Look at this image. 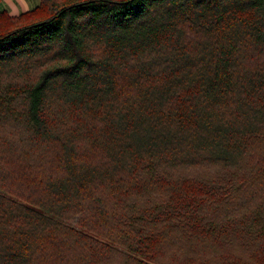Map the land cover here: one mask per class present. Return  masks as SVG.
Wrapping results in <instances>:
<instances>
[{"label": "trees", "instance_id": "16d2710c", "mask_svg": "<svg viewBox=\"0 0 264 264\" xmlns=\"http://www.w3.org/2000/svg\"><path fill=\"white\" fill-rule=\"evenodd\" d=\"M0 264H264V0L0 10Z\"/></svg>", "mask_w": 264, "mask_h": 264}, {"label": "rangeland", "instance_id": "374dc122", "mask_svg": "<svg viewBox=\"0 0 264 264\" xmlns=\"http://www.w3.org/2000/svg\"><path fill=\"white\" fill-rule=\"evenodd\" d=\"M30 1V4L32 5V4H34L35 3V1L34 0H29ZM0 4L2 5V6H4L5 7V4L4 3H2V2H0ZM36 4V3H35ZM26 8V7H25ZM25 8L23 9V11L25 10ZM0 10H3L1 7H0ZM4 10H6V9H4ZM17 12H19V11H17ZM91 156H94V154L91 152ZM95 157V156H94ZM198 170L199 171H201V174H200V177L202 178V174H203V172H205V171H209L210 173L212 172V170H210V169H207V168H203L202 169V167H200V168H198ZM57 176H59V174L57 175ZM190 176V175H189ZM212 181H216L217 180V176H212V179H211ZM187 183H185L184 184V187L182 186V185H180L179 184V189L178 190H182L183 191V193H186V195H188V196H190V197H193V196H197V192H196V187H195V185L191 182V181H189L188 179H187V181H186ZM169 185H167V184H165V186H164V188H163V190H160L161 192H163V195H167V192L166 191H169ZM168 189V190H167ZM196 189V190H195ZM198 191V190H197ZM116 192V191H115ZM165 192V193H164ZM117 193V195L119 194V192H116ZM199 232H201V231H199ZM198 236H199V239H200V237L201 236H203V235H199V234H197ZM190 236H192V235H190ZM192 238H194L195 239V235H193V237ZM197 238V237H196ZM199 242H200V240H198ZM201 243V242H200ZM191 246H194L198 251L197 252H195V253H198V252H200V253H204V254H206V249L205 248H201V245H198L196 242L195 243H193V244H191ZM201 248V249H200ZM190 249V248H189ZM189 254H180V255H178V254H175L174 255V252H173V250L172 249H170L168 252H166L165 254H164V259H167V260H171V261H174V262H178V261H180L181 260V262L186 258V256H188Z\"/></svg>", "mask_w": 264, "mask_h": 264}, {"label": "crops", "instance_id": "0c3cea01", "mask_svg": "<svg viewBox=\"0 0 264 264\" xmlns=\"http://www.w3.org/2000/svg\"><path fill=\"white\" fill-rule=\"evenodd\" d=\"M34 4H30L29 0H0V2L5 4V7L0 4L2 9H6L10 14L18 15L24 11L31 10L35 8L40 0H34ZM26 7V8H25ZM25 10L23 11V9ZM19 11V12H17Z\"/></svg>", "mask_w": 264, "mask_h": 264}]
</instances>
